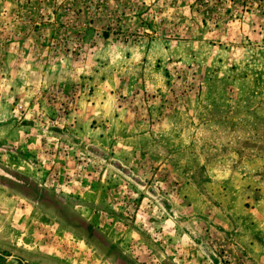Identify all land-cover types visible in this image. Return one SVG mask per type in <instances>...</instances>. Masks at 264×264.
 I'll return each instance as SVG.
<instances>
[{"label":"rangeland","instance_id":"obj_1","mask_svg":"<svg viewBox=\"0 0 264 264\" xmlns=\"http://www.w3.org/2000/svg\"><path fill=\"white\" fill-rule=\"evenodd\" d=\"M230 5L0 0V264H264V0Z\"/></svg>","mask_w":264,"mask_h":264},{"label":"flooded vegetation","instance_id":"obj_2","mask_svg":"<svg viewBox=\"0 0 264 264\" xmlns=\"http://www.w3.org/2000/svg\"><path fill=\"white\" fill-rule=\"evenodd\" d=\"M19 174H14L12 171H9L3 167L0 166V177L7 178L13 185H21L20 183L31 185L30 181H26L27 179ZM0 256L6 259V261L9 260V258L0 251ZM25 262L24 260H13L12 264H19Z\"/></svg>","mask_w":264,"mask_h":264},{"label":"trees","instance_id":"obj_3","mask_svg":"<svg viewBox=\"0 0 264 264\" xmlns=\"http://www.w3.org/2000/svg\"><path fill=\"white\" fill-rule=\"evenodd\" d=\"M199 1H200L201 5H205V6L209 7L211 11L218 9L219 7L222 8L225 5H230V3H231L230 6H233V4H235L237 2V0H199ZM227 10L230 11L229 7H228V9L226 8V10H225L226 12H229Z\"/></svg>","mask_w":264,"mask_h":264}]
</instances>
